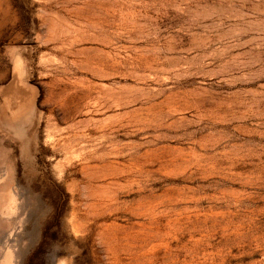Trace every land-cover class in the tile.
I'll list each match as a JSON object with an SVG mask.
<instances>
[{
    "label": "rangeland",
    "instance_id": "1",
    "mask_svg": "<svg viewBox=\"0 0 264 264\" xmlns=\"http://www.w3.org/2000/svg\"><path fill=\"white\" fill-rule=\"evenodd\" d=\"M0 264H264V0H0Z\"/></svg>",
    "mask_w": 264,
    "mask_h": 264
}]
</instances>
